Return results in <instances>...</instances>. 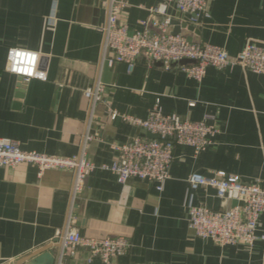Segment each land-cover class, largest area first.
Listing matches in <instances>:
<instances>
[{
  "label": "crops",
  "instance_id": "crops-1",
  "mask_svg": "<svg viewBox=\"0 0 264 264\" xmlns=\"http://www.w3.org/2000/svg\"><path fill=\"white\" fill-rule=\"evenodd\" d=\"M105 1L0 0V137L17 141L25 151L78 154L88 115L83 91L98 79L104 85L103 102L96 106L94 138L86 147V158L97 168L86 175L72 211L80 234L126 237L128 252L112 264H264L263 240L249 249L219 246L194 237L186 215L190 194L194 205H205L197 191L189 190L193 173L234 175L264 185V75L237 66L209 67L196 81L177 66L166 70L144 57L131 71L121 63L108 67L101 63L97 30L106 19ZM124 1L119 21L133 30L162 0ZM208 9L207 19L188 25L197 43L219 46L234 59L248 41H264V0H209ZM167 13L176 24L187 23L174 6ZM18 47L40 53L45 81L32 79L19 87L6 61L8 50ZM157 100L164 114L191 121L208 117L218 134L198 154L175 147L161 191L138 179L119 184L98 167L114 159L112 145L143 136V130L110 120L106 105L144 118ZM72 182L69 170L39 176L31 164L0 167V264H28L33 254L47 249L65 224ZM263 233L264 214L256 235ZM89 258L88 249L79 247L69 264H87ZM90 264L102 263L92 258Z\"/></svg>",
  "mask_w": 264,
  "mask_h": 264
},
{
  "label": "built area",
  "instance_id": "built-area-1",
  "mask_svg": "<svg viewBox=\"0 0 264 264\" xmlns=\"http://www.w3.org/2000/svg\"><path fill=\"white\" fill-rule=\"evenodd\" d=\"M209 0H162L149 9L147 19L140 22L139 29L131 30L125 22L119 21V13L126 6L124 0H106L105 22L97 27L101 34V63L108 67L124 64L131 71L140 57L150 62L160 63L170 70L179 67L189 78L201 81L209 67L221 70L227 67H240L245 71L264 75V41H248L234 59L219 46L209 43L189 41L180 33L169 31L176 25L168 15L169 6H174L182 17L187 18L186 25H197L209 17ZM55 18L50 17V25ZM7 52V71L19 80L23 87L32 79H45L18 76L9 71L10 62ZM186 61L184 65L180 62ZM39 68V61L37 63ZM45 73V71H43ZM104 85L96 80L83 91L87 101L86 130L81 139L78 154L59 157L36 151L21 149L15 140L0 137V167L14 168L19 164H31L37 168L40 176L45 171L69 170L73 173L68 211L62 229L55 231L49 241L48 249L53 251V264H69V258L79 247L88 249L90 258H97L102 264H112L113 260L124 256L130 247L124 236L87 237L81 235L73 222L72 211L80 197L84 180L88 173L97 168L86 158V147L94 138L92 126L95 120L96 106L103 102ZM110 120L119 118L143 131L156 135V138L135 136L121 144L112 145L114 159L98 168L111 173L117 183L124 184L129 179L153 182L161 191L169 178V167L173 160L175 147H190L194 154L206 150L213 144L218 134L217 128L208 119L191 121L179 115L164 114L159 101L144 118L120 114L106 105ZM189 190L195 193L200 187L215 190L218 199L234 200L238 204L225 210H212L204 204L194 205L193 195L186 202L187 227L196 238L209 239L219 246H242L251 248L257 239L264 241V233L256 235L259 217L264 214V185L255 180L242 182L238 176H207L193 173L187 179ZM240 203V204H239Z\"/></svg>",
  "mask_w": 264,
  "mask_h": 264
},
{
  "label": "water",
  "instance_id": "water-1",
  "mask_svg": "<svg viewBox=\"0 0 264 264\" xmlns=\"http://www.w3.org/2000/svg\"><path fill=\"white\" fill-rule=\"evenodd\" d=\"M193 30L192 26H188L186 24L176 25L172 28H169V31H171L173 34L180 33L182 36L186 37L189 41L197 43V41H194L190 37V32ZM19 80V79H18ZM143 136L147 138H156V135L149 134L145 131L142 133ZM197 193L201 197V201L205 203V205L212 209V210H225L230 207H234L236 204H238L234 200H225V199H218L215 197V190L207 187L202 188L200 187L197 190ZM240 204V203H239ZM53 251H50L48 248L42 251H39L31 256V259L28 264H53Z\"/></svg>",
  "mask_w": 264,
  "mask_h": 264
},
{
  "label": "clouds",
  "instance_id": "clouds-1",
  "mask_svg": "<svg viewBox=\"0 0 264 264\" xmlns=\"http://www.w3.org/2000/svg\"><path fill=\"white\" fill-rule=\"evenodd\" d=\"M40 53L26 48L9 49L8 60L10 62L9 71L18 76L29 78L45 79L46 73L37 70V63Z\"/></svg>",
  "mask_w": 264,
  "mask_h": 264
}]
</instances>
